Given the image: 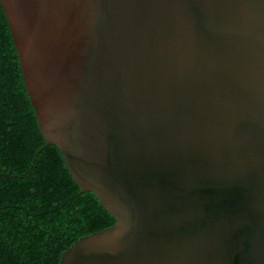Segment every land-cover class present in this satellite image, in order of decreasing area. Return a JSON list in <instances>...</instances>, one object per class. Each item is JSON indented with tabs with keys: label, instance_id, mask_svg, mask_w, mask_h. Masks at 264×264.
<instances>
[{
	"label": "water",
	"instance_id": "water-1",
	"mask_svg": "<svg viewBox=\"0 0 264 264\" xmlns=\"http://www.w3.org/2000/svg\"><path fill=\"white\" fill-rule=\"evenodd\" d=\"M45 146L114 219L59 264H264V0H0Z\"/></svg>",
	"mask_w": 264,
	"mask_h": 264
},
{
	"label": "trees",
	"instance_id": "trees-1",
	"mask_svg": "<svg viewBox=\"0 0 264 264\" xmlns=\"http://www.w3.org/2000/svg\"><path fill=\"white\" fill-rule=\"evenodd\" d=\"M113 223L45 146L0 6V264H59L76 240Z\"/></svg>",
	"mask_w": 264,
	"mask_h": 264
}]
</instances>
